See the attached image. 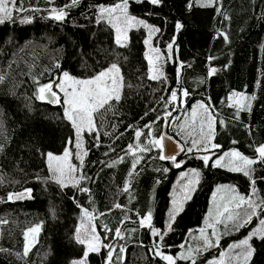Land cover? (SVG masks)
I'll use <instances>...</instances> for the list:
<instances>
[{
	"label": "trees",
	"instance_id": "obj_1",
	"mask_svg": "<svg viewBox=\"0 0 264 264\" xmlns=\"http://www.w3.org/2000/svg\"><path fill=\"white\" fill-rule=\"evenodd\" d=\"M119 2L80 0L75 7H65L71 0H16L12 19L0 24V76H3L0 144L4 146L0 151V220L8 221L0 224V249L6 250L0 251V264H72L84 252V245L75 242L74 234L85 209L95 217L91 223L103 244H111L117 251L120 245L126 246L124 264H166L149 252L158 238L152 236L148 227L139 228L135 221H138L137 213L142 216L151 210L152 226L165 230L169 191L181 171L197 169L200 182L176 217L173 230L164 238L161 250L167 255L182 252L179 246L182 243L187 246L192 233L205 227L209 199L216 186H234L245 196L251 192L248 177L205 167L202 160L195 158L199 153L185 152L177 158L185 163L176 168L171 161L157 158L158 149L138 153L144 158L137 166L138 175L132 180L130 192L121 189L133 159L124 150L134 142V131L125 129L129 125L142 128L160 116L152 126L153 135L158 137L165 124L163 115L166 110L171 111L167 132L187 148L190 142L182 141L178 126L184 114L198 102L210 104L216 117L213 142L222 146L214 150L216 156L238 149L246 156L255 157V148L264 144V0H217L212 7L201 6L207 0H162L158 6L148 0H129L130 15L161 29L150 44L165 55L160 64L166 83L148 79L146 29H130L128 45L118 47L113 28L106 21L97 23L99 5L109 7ZM53 9H64L65 19L55 20ZM178 22L182 25L179 32L175 27ZM221 33L227 35V41ZM173 37L175 42L168 59L166 48ZM113 62L120 66L125 85L132 87H124L123 98L115 105L117 114H108L107 123L100 130L99 147L94 146L92 136L83 134V146L88 154L83 167L79 166V176L83 174L90 179L80 180L79 186L90 191L80 192L71 183L61 188L51 179L46 154H61L68 139L74 140V131L63 117L61 105L52 106L35 99L36 81L39 84L57 81L64 71L81 79L89 78ZM181 63L185 67L180 69L178 82L177 69ZM210 68L216 69L212 76L208 75ZM180 89H187L189 95L182 97ZM171 90L181 97L174 102V111L173 105L166 109L164 103ZM233 92L256 97L251 111L240 112L239 120L234 119L236 108L229 107L228 98ZM181 102L183 107L178 114ZM220 120L226 126H220ZM112 124L117 125L114 134L103 135L105 131L112 132ZM144 131L147 133L148 129ZM116 136L120 138L115 139ZM146 138L142 136L141 142ZM234 140L238 143L233 144ZM120 156H124L123 162L107 166ZM253 167L257 195L264 198V165ZM164 168L169 171L163 172ZM25 189L32 190L30 201L9 202V193ZM115 203L123 207L114 208ZM125 215L131 217V222L122 226L120 222ZM257 219L254 217L253 223ZM105 224L113 231L106 232ZM35 225L41 228L32 250L28 257L18 258L17 253H23L25 230ZM117 227L139 230L131 238L119 240L114 238ZM245 231L239 229L220 244L225 245ZM251 245L255 252L250 264H264V240L253 238ZM107 251L102 247L99 254L90 253L87 264H104ZM219 251L220 247H214L202 252L197 264H207ZM176 264L188 262L177 260Z\"/></svg>",
	"mask_w": 264,
	"mask_h": 264
},
{
	"label": "snow or ice",
	"instance_id": "obj_2",
	"mask_svg": "<svg viewBox=\"0 0 264 264\" xmlns=\"http://www.w3.org/2000/svg\"><path fill=\"white\" fill-rule=\"evenodd\" d=\"M152 5H160L162 0H148ZM217 0H207L206 3H202V7H212L215 6ZM80 3V0H71L69 5L65 7H75ZM11 5V7H9ZM191 6V5H190ZM129 0H120L119 3L114 4L111 7H105L103 5L98 6V16L97 23L107 22L115 30L114 42L118 47H126L129 42L128 32L132 28H144L147 30L148 36L144 41L146 45L151 47V40L153 36L161 31L159 27L148 24L143 19H138L135 16L129 14L128 11ZM16 10V0H0V24H3L6 20L12 19L13 11ZM23 10V9H21ZM219 13V9H217ZM53 18L58 21L65 19L67 12L64 9H53ZM27 19V18H26ZM225 19L228 17L225 15ZM176 30L182 28V25L178 22L176 24ZM227 41L228 37L225 33H221ZM175 42V37L173 41L167 44V50L169 53L168 59H171V52L173 48V43ZM152 51L157 53L155 59L147 57L149 61V75L148 79L153 81H161L166 83V76L162 71V64L157 63L161 61L163 57L159 54L160 50L158 48H152ZM209 59H213L209 57ZM59 67V64L56 65ZM185 67L183 63L180 64L177 69V79L179 82L180 69ZM216 72L215 68H210L208 75L212 76ZM3 76H0V80ZM37 88L33 93L35 99L46 102L48 104H60L63 107V117L70 122L71 127L75 134L74 148L76 149L75 155L76 159L80 161V168L83 167V159L88 154L87 150L84 149L83 134L87 133L92 136L95 141V147L100 146V136L101 128L107 123V116L112 113L115 116L117 113L115 111V105L119 104L123 98V89L125 86L132 87V85H125L124 77L121 73L120 66L118 63H111L106 69L99 71L96 75L78 79L71 76L67 71L62 73V79L58 81H50L46 84H39L38 81ZM58 91H54L53 87ZM63 94L61 98L60 94ZM182 97H187L189 91L187 89H180ZM181 97L178 96L176 90L170 91V97L168 100L164 101L165 108L167 109L169 105H173V111L175 110L174 102H176ZM256 97L244 96L233 92L228 100L230 101L229 107H235L236 113L234 116L235 120L240 119V112L251 111L252 101ZM164 100V97H161ZM234 101V103H232ZM155 111V109H151ZM148 113L146 112L145 115ZM172 115L171 111H165L163 115V120L168 123V118ZM191 123L187 121L184 124H180V132L183 133L187 138H190V146L185 148L177 142V147L180 152L193 153L195 150L197 153L204 152V155H197L195 158L203 161L205 167L213 168H224L230 172L242 173L244 176L248 177L250 180L251 192L248 196L239 194L234 186L219 185L216 191L213 193L214 209L210 210L208 216L205 218V227L199 229V236L193 237V239L199 241L195 245L186 246L182 243L179 247L183 249L182 252L178 253L176 256L165 255L161 250V245L164 241L165 236L169 231H172V225L176 220V217L183 211V204L185 201L191 199V194L195 191L196 186L200 182V172L197 169H191L187 172H182L181 179L187 178L185 184L182 185V192L184 193L182 199L174 198L171 201L172 207L168 212V221L165 226V230H159L152 226V211L149 210L146 214L140 215L137 213L139 228L148 227L151 231L152 236L158 239L154 240L153 247L149 249L155 257H159L166 264H176L177 260L187 261L188 264H197V257L202 254V252L207 251L213 247H219L220 239L222 235L228 234L230 228L239 231V229L246 227L248 224L252 223L253 218H259L260 227L254 229L249 235L241 240L239 243H234L229 245V251H221L219 256L214 261H209L208 264H250L252 256L255 249L252 247L251 241L253 237L264 240V218H260L264 214V198L258 197L256 189V180L253 178V173L255 171L254 165L260 164L264 165V144L259 145L255 148V157H249L241 153L238 149H231L223 154L216 156L214 150L220 149L222 146L214 143L216 131L214 125L217 123L216 117L213 114V110L210 104H205L204 102H198L191 109ZM143 119V117H141ZM161 117H157V121ZM157 121L149 122L141 127H134L129 125L125 131L131 129L134 131V142L127 145L124 150L125 155H131L133 157L131 163V169L128 172V179L125 181L122 192H130L132 180L138 175L137 166L143 160L142 155L138 153H148L153 149L159 150L158 159L168 160L172 162V165L176 168H180L185 162L177 160L176 154H165V144L164 140H171L170 136L166 134H161L156 137L153 135V124ZM220 126H226L224 120L218 121ZM197 124L199 127H197ZM117 125L112 124V132L105 131L103 135L112 136L116 130ZM247 127V126H246ZM144 129H148L145 133ZM122 136L123 133H120ZM146 136V141L141 142V137ZM116 136L115 139H119ZM233 144L238 143V141H233ZM67 145H73V140L70 137L67 141ZM3 145L0 144V151L3 150ZM115 151L114 148L110 149ZM210 153V154H208ZM71 152L68 146L65 147L62 156H56L49 152L46 154V159L48 161V168L51 172V179L57 183L61 188L69 186L71 183L72 187H76L80 192H89L90 190L85 187H80V180L90 179L86 175L81 174L77 179L75 173H77V166L68 162V158ZM108 153H105L107 155ZM215 156V159L212 157ZM124 156L118 157L112 163L108 164V167H114L116 164L123 162ZM55 162V163H53ZM211 162V163H210ZM160 171V169H157ZM163 172H168V168L162 169ZM159 183V181H157ZM32 190L25 189L23 192L19 193H9L8 200H22L31 199ZM217 194H220L217 198ZM114 208H122L123 206L119 203L113 205ZM100 215H103L101 213ZM95 217L92 213L88 212L87 209L84 210L81 223L75 229L74 240L80 245H84L83 256L78 260L72 262V264H87L88 256L90 253H100V249L107 248V256L105 257L104 264H124L126 259L127 248L125 245H120L117 248L111 244H103L100 241L99 234L96 231L95 225L91 222ZM7 220H0V224H6ZM127 222H131V217L125 215L121 220V225H125ZM223 226V232H218L217 227ZM104 230L113 231L109 229L105 224L103 225ZM41 226L35 225L25 230L24 232V248L23 253H17L18 258L24 259L28 257L32 247L34 246L36 235L39 233ZM207 229H211L209 234ZM138 228H123L117 227L114 230L115 239L125 240L126 238H131L133 233H136ZM239 250V251H236ZM0 251H6L5 249H0Z\"/></svg>",
	"mask_w": 264,
	"mask_h": 264
},
{
	"label": "rangeland",
	"instance_id": "obj_3",
	"mask_svg": "<svg viewBox=\"0 0 264 264\" xmlns=\"http://www.w3.org/2000/svg\"><path fill=\"white\" fill-rule=\"evenodd\" d=\"M5 2L6 3H8V0H5ZM9 7H11V5H9ZM109 7H111V6H109ZM54 15V13H52V16ZM133 29V28H132ZM113 31H114V39H115V30L113 29ZM147 39V38H146ZM145 48H146V53H147V57H151L152 59H155V57H156V55H157V53H155V52H153L152 51V48H154V47H150L149 45H146L145 44ZM166 51H167V54L169 55V53H168V50H167V48H166ZM159 54L161 55V56H163L164 55V53H162L161 51L159 52ZM165 56V55H164ZM145 58H146V56H145ZM146 61H147V64H148V75H149V61H148V58H146ZM160 62L161 61H158L157 63H159L160 64ZM73 77H75V76H73ZM75 78H78V77H75ZM60 79H62V73L59 75V77H58V79H57V81L58 80H60ZM78 79H81V78H78ZM53 90L54 91H58L56 88H55V84H54V87H53ZM60 94V96H61V98H63V94L62 93H59ZM244 96H246L245 94H243ZM230 102V101H229ZM232 103H234V101H232ZM60 105V104H59ZM182 107H183V102H181L180 103V106H178V114L180 113V111L182 110ZM62 109H63V107H62ZM191 110L189 111V112H187L186 114H184V116H183V119L181 120V122H180V124H184L186 121L190 124L191 123ZM173 123H174V121L172 120L171 121V123H170V130L172 129V125H173ZM176 127V126H175ZM197 127H199V125L197 124ZM178 128H179V126H178ZM180 129V128H179ZM74 131V130H73ZM168 133V132H167ZM180 136H181V139H183L182 141L183 142H185V143H187V141H189L190 142V138H187L186 139V137H185V135L183 134V133H181L180 132ZM74 143H75V134H74V140H73V145H67L68 147H69V149H70V152H71V154H70V156H69V158H68V162L69 163H71V164H73V165H75V166H77V169H78V171H77V173H75V175H76V177H77V179H78V177H79V171H80V168H79V166H80V161H78L77 159H76V155H75V152H76V149L74 148ZM184 146V145H183ZM190 146V145H189ZM188 146V147H189ZM186 148V147H185ZM65 150V149H64ZM64 150H63V152L61 153V154H58V155H56V156H62L63 155V153H64ZM186 152V151H185ZM194 153H197L195 150L193 151ZM187 153V152H186ZM204 154H206V153H204V152H199V154H196V155H204ZM208 154H210V153H208ZM55 155V154H54ZM221 155V154H220ZM219 156V155H218ZM213 159H215V156H213ZM46 162H47V166H48V161H47V159H46ZM53 163H55V162H53ZM191 169H195V168H188V169H185V170H183V171H181L180 173H179V175L177 176V178H176V180H175V182H174V184L172 185V187H171V189H170V191H169V210H170V208L172 207V204H171V201L174 199V198H176V199H182V197H183V195H184V193L182 192V185L183 184H185L186 183V181H187V178H185L184 180H182L181 179V173L182 172H187V171H189V170H191ZM221 169H224V168H221ZM224 170H226V169H224ZM70 184V183H69ZM219 186V185H218ZM228 186H231V185H228ZM197 187V186H196ZM216 188H217V186L214 188V190H213V192H212V194H211V197H210V199H209V205H208V209H207V212H206V215H205V218L208 216V214H209V212H210V210H213L214 209V202H213V193L216 191ZM238 192V191H237ZM239 193V192H238ZM193 194V193H192ZM192 194H191V196H192ZM219 195L220 194H217V198L219 197ZM188 201V200H187ZM187 201H185V202H187ZM184 202V203H185ZM184 205V204H183ZM205 218H204V222H205ZM260 218H264V217H260ZM254 219V218H253ZM204 225H205V223H204ZM258 227H260V223H259V219H257V221L255 222V223H253V221H252V223H250V224H248L246 227H244L245 228V232L246 233H244V234H241L239 237H237V238H234L233 240H230L229 242H227L225 245L223 244H220L219 245V247H220V251H219V253L221 252V251H229V245H232V244H234V243H239L241 240H243V239H245L248 235H249V233L250 232H252L254 229H256V228H258ZM201 229V228H200ZM242 229V228H241ZM207 231H208V233L210 234L211 233V229H207ZM217 231L218 232H223V226L221 225V226H218L217 227ZM235 232H236V230L235 229H232V228H230L229 229V231H228V234H225V235H222V237H221V239H220V243L222 242V240H225V239H227V238H230V237H232L233 236V234H235ZM199 236V229L198 230H196L194 233H192V235H191V237H190V240H189V243H188V245H195V244H197L199 241H197V240H195V239H193V237H198ZM36 237H37V235H36ZM253 238H256V237H253ZM36 242V241H35ZM249 243H251V241H249ZM35 244V243H34ZM187 245V246H188ZM219 247H217V248H219ZM84 248H85V246H84ZM214 248V247H213ZM209 250V249H208ZM236 251H239V250H236ZM205 252V251H204ZM165 255H167V254H165ZM219 255H217V256H215V257H213V258H211V259H209L208 260V262L209 261H214L217 257H218ZM208 262H207V264H208Z\"/></svg>",
	"mask_w": 264,
	"mask_h": 264
},
{
	"label": "water",
	"instance_id": "obj_4",
	"mask_svg": "<svg viewBox=\"0 0 264 264\" xmlns=\"http://www.w3.org/2000/svg\"><path fill=\"white\" fill-rule=\"evenodd\" d=\"M49 105L55 106L57 104H49ZM161 134H166L167 136H170L172 138L171 140H168V139L164 140V144L166 146L165 147V154H176L177 158H179L185 153V152H180L179 148L176 146L178 141L175 140L169 133H167V123L164 124V127L162 129ZM178 143L180 145H182L180 142H178ZM30 200L31 199H27L26 198V199H22V200H11V201L9 200V202L12 203V204H19V203H22L24 201H30Z\"/></svg>",
	"mask_w": 264,
	"mask_h": 264
}]
</instances>
